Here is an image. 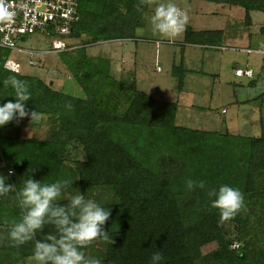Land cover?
<instances>
[{
	"label": "trees",
	"instance_id": "trees-1",
	"mask_svg": "<svg viewBox=\"0 0 264 264\" xmlns=\"http://www.w3.org/2000/svg\"><path fill=\"white\" fill-rule=\"evenodd\" d=\"M197 1L243 8L248 27L250 12L264 14V0ZM145 6L140 0H77L78 21L71 23L70 32L46 35L67 48L59 53L61 62L82 97L56 91L20 70L6 69L5 62L14 53L0 50V106L15 102L14 90L3 81L16 76L29 85L31 100L26 109L39 111L60 133L68 134V139L55 142L0 132V172L8 178L6 184L15 186L0 196V228L4 230L0 264L33 257L35 241L56 231L53 225H45L33 241L19 247L10 244V229L4 221L19 220L16 192L30 177L49 184L71 179L70 194L81 192L86 199L110 208L103 228L114 243L95 241L82 249L102 264H152L155 252L162 253L160 264H264V136L179 126L175 123L177 102L155 103L139 90L134 72L117 78L108 58L87 54V47L100 42L135 41ZM223 39L219 29L188 28L181 41L173 44L183 50H220L225 47ZM152 41L157 46L170 40ZM186 72L183 62L171 67L179 91ZM252 80L248 83L255 85ZM69 102L71 111L65 106ZM71 143L81 148L84 160L70 168L67 150ZM10 171L14 174L9 175ZM189 179L204 181L205 189L188 191ZM222 185L239 189L246 204V210L227 221L221 220L219 210L212 207L214 198L207 195ZM66 200L67 194L61 203ZM236 242L239 247L231 249ZM95 243L99 248H94ZM211 244L214 249L203 254V248Z\"/></svg>",
	"mask_w": 264,
	"mask_h": 264
},
{
	"label": "rangeland",
	"instance_id": "rangeland-1",
	"mask_svg": "<svg viewBox=\"0 0 264 264\" xmlns=\"http://www.w3.org/2000/svg\"><path fill=\"white\" fill-rule=\"evenodd\" d=\"M172 2L188 15L187 24L178 36L165 37L155 34L150 23L155 5H146L143 10V25L136 31L135 41L100 42L87 47V54L91 58H108L111 62V72L117 78L131 73L135 62V68L139 73L140 90L152 97L155 103L178 101L175 123L179 126L247 137L264 136V55L237 51L259 50L263 47L261 43H264V33L261 30L264 29V14L250 12L251 25L248 27L244 22V9L240 7L197 0H172ZM188 28L222 30L224 33L222 46L234 48L236 51L190 47L183 52V49L174 44L156 46L153 42H148L160 39L180 42ZM18 41L21 48L33 52L31 55L14 53L10 58L20 65L21 73L40 78L56 91L75 97L83 95L80 88L77 89L78 94L73 93L77 85L61 62L59 53L67 48L53 50V39L42 34L21 36ZM125 45H129L131 49H134L135 45L138 47L136 59L134 54L124 49ZM167 49L170 50L171 60L168 61V55H164L166 59L158 58L161 51ZM209 55L214 56L217 61L213 62L214 57L210 61L204 59ZM29 59L32 64L28 63ZM247 60L254 72L252 81L255 85L248 83L245 77H234V69L244 68ZM180 62H183L188 70L184 76L182 91L178 90L177 80L170 74L171 67L179 65ZM156 64L159 65L161 73L156 71ZM129 65L131 66L128 67ZM144 82L145 87H143ZM223 110L225 113H222ZM43 117L39 123L33 125L30 124L29 117L20 120L19 123L14 120L0 127V132L20 139L36 141L62 142L68 139V134L60 133L51 119ZM67 155V166L70 168L77 161L84 160L81 148L73 143L68 146ZM0 176L8 180L3 172H0ZM3 231L0 228V242ZM258 238L260 239L261 235ZM99 246V243H95L94 248L97 249ZM214 247L213 244L205 246L203 254L211 252ZM238 247L239 244L236 242L232 244L231 249ZM5 264H37V262L30 257L21 261L8 259L5 260Z\"/></svg>",
	"mask_w": 264,
	"mask_h": 264
},
{
	"label": "clouds",
	"instance_id": "clouds-1",
	"mask_svg": "<svg viewBox=\"0 0 264 264\" xmlns=\"http://www.w3.org/2000/svg\"><path fill=\"white\" fill-rule=\"evenodd\" d=\"M141 4L155 5L150 23L155 34L165 37L178 36L185 28L188 15L172 0H140ZM5 0H0V23H11L14 12ZM4 85L14 90L15 102L8 101L0 106V127L12 121L29 117L30 124L39 123L44 117L39 111L26 109V102L31 100V92L27 82L9 76ZM66 108L72 110L71 103ZM10 171L9 175H12ZM73 180L62 179L54 183L28 178L23 187L16 192L15 199L21 209L19 220L5 224L9 226L8 239L11 246L19 247L35 239L37 231H42L45 225H53L54 234H48L43 241L36 240L33 258L37 264H102L101 260L90 257L82 249L95 241L113 244V239L103 226L110 218V208L106 209L91 199H86L79 192L70 194ZM204 181H186V189H205ZM15 186L6 184L5 177L0 176V196L13 191ZM67 194L66 203H61ZM207 195L212 199V207L219 210L222 221L233 219L241 211L246 210L244 196L239 189L222 185L219 189H210ZM163 256L155 252L151 257L152 264H160Z\"/></svg>",
	"mask_w": 264,
	"mask_h": 264
},
{
	"label": "built area",
	"instance_id": "built-area-1",
	"mask_svg": "<svg viewBox=\"0 0 264 264\" xmlns=\"http://www.w3.org/2000/svg\"><path fill=\"white\" fill-rule=\"evenodd\" d=\"M10 5L9 11L14 12L11 23H0V50L17 54H33L32 51L21 48L18 40L21 36L42 34L48 35L50 32L67 35L70 32L71 23L78 21L76 13L77 0H5ZM157 46L173 42H157ZM53 50L63 48L61 42L52 43ZM220 50L236 51L234 48L220 47ZM237 51L251 54L256 52L264 55V47L259 50L240 49ZM29 64L33 62L29 59ZM4 67L14 72H18L20 65L11 59L6 60ZM161 69L157 65L156 71ZM234 76L253 79L254 72L250 68H236ZM225 113V110L222 111ZM10 173V172H8Z\"/></svg>",
	"mask_w": 264,
	"mask_h": 264
},
{
	"label": "crops",
	"instance_id": "crops-1",
	"mask_svg": "<svg viewBox=\"0 0 264 264\" xmlns=\"http://www.w3.org/2000/svg\"><path fill=\"white\" fill-rule=\"evenodd\" d=\"M193 30H195V29H193ZM206 30V29H205ZM196 31H200V30H196ZM137 39V38H136ZM151 41V42H150ZM122 42H127V41H122ZM133 42V41H132ZM148 42H150V43H152L153 41L152 40H149ZM263 44V46H264V43H261V45ZM132 47H130L129 45H125V47H124V49H126V50H129V53H131V54H134V56H135V59H136V57H137V54H136V52L138 51V47L135 45V47H134V49H131ZM190 48V47H189ZM183 51H185V50H183ZM192 53H194L192 50H190ZM191 53V54H192ZM194 54H196V53H194ZM164 55H168V61L169 60H171V58H170V50H164L163 52L161 51V53L159 54V56H158V58L159 57H163V58H165L164 57ZM134 56H133V59H134ZM213 57L214 56H212V55H209V56H206V57H204V59H206V60H208V61H210L211 59H213ZM196 58V57H195ZM166 59V58H165ZM214 60H215V57H214ZM217 60H215V61H213V62H216ZM249 61L247 60V62H246V64H245V67L244 68H250L249 67V65H250V63H248ZM135 65H136V63L134 62L133 63V66H134V68L132 69V67H131V69H132V72H134V75H135V79H136V84H137V87L139 86V84H138V78H139V73L137 72V69L135 68ZM214 65V64H213ZM131 65H129L128 67H130ZM236 68H241V67H236ZM251 69V68H250ZM158 73H161V71L160 72H158ZM214 77H216V75H214ZM234 77H236V76H234ZM236 78H238V77H236ZM216 80V79H215ZM234 83H236V82H234ZM144 85H143V87H145V82L143 83ZM141 86V85H140ZM79 87H77V88H75L74 90H73V93H75V94H78V91L79 90H77ZM139 90H140V88H139ZM142 91V90H141ZM144 92V91H143ZM146 93V92H145ZM147 94V93H146ZM148 95V94H147ZM83 96V95H82ZM81 96V97H82ZM177 103H178V101H177Z\"/></svg>",
	"mask_w": 264,
	"mask_h": 264
}]
</instances>
